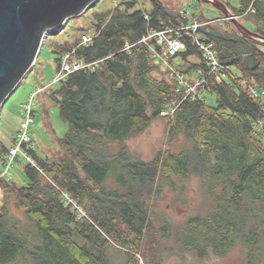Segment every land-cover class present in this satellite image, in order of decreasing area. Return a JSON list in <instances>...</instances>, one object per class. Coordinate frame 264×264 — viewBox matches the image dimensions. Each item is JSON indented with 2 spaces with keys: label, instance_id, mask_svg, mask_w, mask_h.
<instances>
[{
  "label": "trees",
  "instance_id": "16d2710c",
  "mask_svg": "<svg viewBox=\"0 0 264 264\" xmlns=\"http://www.w3.org/2000/svg\"><path fill=\"white\" fill-rule=\"evenodd\" d=\"M152 3L151 11L129 2L97 12L90 44H82L84 33L56 45L59 69L66 54L91 67L50 93L69 125L57 139L59 155L44 159L34 150L25 185L0 180V264H140L138 255L145 264H163L162 252L173 253L164 249L171 239L203 261L241 246L245 264H264V104L249 89L264 90V43L241 36L224 16L194 15L202 24L196 35L214 45L228 69L221 81L210 75L198 96H187L156 77L162 68L139 42L187 27L189 19ZM232 10L264 36V0H241ZM178 37L185 44L175 57L178 69L187 75L206 69L192 31L179 30ZM172 107L175 113L164 115ZM161 119L169 142L183 138L186 147L147 161L136 157L127 142ZM8 149L0 144L1 159ZM195 181L200 211L179 224L161 219L157 201L169 190L173 206L187 203Z\"/></svg>",
  "mask_w": 264,
  "mask_h": 264
},
{
  "label": "rangeland",
  "instance_id": "374dc122",
  "mask_svg": "<svg viewBox=\"0 0 264 264\" xmlns=\"http://www.w3.org/2000/svg\"><path fill=\"white\" fill-rule=\"evenodd\" d=\"M164 5L178 13L182 14L188 11L197 18L204 17L205 20H212L219 17L222 13L211 4H206L198 0H160ZM232 8H239L241 0H225ZM135 2L137 7L146 11L153 10L152 0H100L91 8H89L81 16L70 19L63 29L59 32L51 33L45 40L41 53L36 60L34 67L30 70L15 92L8 98L0 113V144L10 146L13 135L17 129H20L24 118L23 105L29 101L32 94L41 92L35 97L33 106L34 124L31 127V136L35 141L34 149L37 154L46 159H52L61 152L57 144V139L64 138L69 125L60 117V107L52 98L50 93L60 87L58 76L60 69L57 63V54L54 49L57 44L65 42L73 43L82 34L93 37L95 34L91 28L94 14L115 9L121 4ZM247 28L252 29L251 24ZM81 30H86L82 33ZM56 50V49H55ZM174 63L179 65L181 60L174 59ZM157 78L170 77L163 68L155 74ZM191 76V75H190ZM204 96L207 103L216 106L214 95L206 93ZM18 134V133H17ZM131 152L142 160L153 159L161 150L170 148L174 151H180L186 147L183 138L176 143H170L167 135V122L163 119L155 122L142 135L136 136L127 142ZM26 161L21 156L11 173L9 180L14 181L18 185H25L27 179L24 173ZM2 163L0 162V170ZM189 192L186 194L187 203L176 204L175 195L169 190L166 191L167 196L157 201L156 211L161 219H169L174 224H179L186 220L190 215H194L200 211V203L202 198L199 195V184L197 181L189 185ZM2 193L0 191V206L2 203ZM167 248L170 251H164ZM164 262L163 264H245V249L238 247L234 249L228 256L224 258H210L209 260H200L192 253H181L178 244L174 239L164 243ZM140 264H145L142 257L138 255Z\"/></svg>",
  "mask_w": 264,
  "mask_h": 264
},
{
  "label": "water",
  "instance_id": "95a60500",
  "mask_svg": "<svg viewBox=\"0 0 264 264\" xmlns=\"http://www.w3.org/2000/svg\"><path fill=\"white\" fill-rule=\"evenodd\" d=\"M100 0H0V113L39 57L45 36L57 33L72 18ZM211 4L246 39L264 43L250 31L225 0H198Z\"/></svg>",
  "mask_w": 264,
  "mask_h": 264
},
{
  "label": "built area",
  "instance_id": "2783aa9c",
  "mask_svg": "<svg viewBox=\"0 0 264 264\" xmlns=\"http://www.w3.org/2000/svg\"><path fill=\"white\" fill-rule=\"evenodd\" d=\"M212 1V0H211ZM249 9L246 13L251 12ZM182 16L189 19V25L179 29L191 30L194 36L195 44L201 51L206 64V69L198 70V72L190 75L182 73L176 64L174 59L176 55L185 50V44L178 37L179 30H174L166 28L164 30L155 31L149 33L147 36L143 37L139 43L146 45L151 51L155 62L169 74L170 80L177 84V86L184 90L187 96H198L200 94V89H204L207 83V78L210 75H215L218 81H221L224 77L223 72L228 68L223 66L219 60L217 51L213 44L203 42L196 35L202 24L196 19L194 15L184 11ZM219 21V20H218ZM175 33V34H174ZM92 41V37L84 34L82 36V44L88 45ZM130 49V48H128ZM91 65H87L84 62H71V54H66L62 57L61 67L58 76V82L65 80L72 73L90 68ZM250 91L254 97L260 100L264 104V90L257 89L254 86H250ZM41 91L39 90L38 93ZM38 93L32 94L29 101L24 105V118L22 120L20 129L15 138L13 145L8 149V152L2 157V169L0 170V180L8 178L11 173L12 168L22 156L26 163L35 164V160L32 156V151H34L35 141L31 136V127L34 124V112L33 106L35 102V97ZM176 108L172 107L169 111H166L164 115H171L175 113ZM68 198V197H67ZM69 203H73L76 208L77 205L68 198ZM79 211L81 212L82 210Z\"/></svg>",
  "mask_w": 264,
  "mask_h": 264
},
{
  "label": "crops",
  "instance_id": "0c3cea01",
  "mask_svg": "<svg viewBox=\"0 0 264 264\" xmlns=\"http://www.w3.org/2000/svg\"><path fill=\"white\" fill-rule=\"evenodd\" d=\"M230 6V5H229ZM231 7V6H230ZM232 8V7H231ZM222 16H224L223 14L222 15H220L219 17H217V18H214V19H212V20H210V21H213V20H215V21H217V19H220ZM18 131H19V129H17L16 131H15V133H14V135H13V140H12V142H11V145L10 146H7V148H10L12 145H13V143H14V141H15V138H16V136H17V133H18ZM6 147V146H5ZM36 152V151H35ZM0 162L2 163V159L0 158Z\"/></svg>",
  "mask_w": 264,
  "mask_h": 264
},
{
  "label": "bare ground",
  "instance_id": "6f19581e",
  "mask_svg": "<svg viewBox=\"0 0 264 264\" xmlns=\"http://www.w3.org/2000/svg\"><path fill=\"white\" fill-rule=\"evenodd\" d=\"M213 7V6H212ZM48 36H45V38H44V42H45V40H46V38H47ZM225 73V72H224ZM225 75V74H224ZM248 86V85H247ZM251 86V85H250ZM249 90V89H248ZM201 96V95H200ZM256 99V98H255Z\"/></svg>",
  "mask_w": 264,
  "mask_h": 264
}]
</instances>
